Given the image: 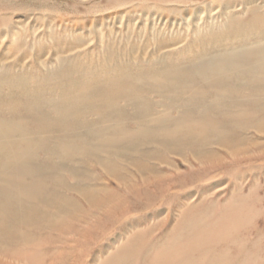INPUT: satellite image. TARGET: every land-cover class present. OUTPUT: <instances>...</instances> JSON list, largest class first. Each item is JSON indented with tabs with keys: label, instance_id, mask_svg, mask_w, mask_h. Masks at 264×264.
I'll return each instance as SVG.
<instances>
[{
	"label": "bare ground",
	"instance_id": "1",
	"mask_svg": "<svg viewBox=\"0 0 264 264\" xmlns=\"http://www.w3.org/2000/svg\"><path fill=\"white\" fill-rule=\"evenodd\" d=\"M245 14L229 10L225 24L209 33V39L232 33L215 37L214 50L197 48L191 60L170 64L154 55L159 68L136 72L119 63L106 68L117 72L106 78L73 76L72 59L59 58L58 69L40 75L25 73L23 63L10 74L1 60L0 254L6 259L0 262L25 261L11 250L32 247L64 218L123 213L125 201L150 187L201 171L195 163L211 172L264 158V26L258 24L264 9ZM35 76L51 83L11 100ZM48 87L61 92L47 96ZM170 156L189 170L162 173L158 164L173 165Z\"/></svg>",
	"mask_w": 264,
	"mask_h": 264
},
{
	"label": "rangeland",
	"instance_id": "2",
	"mask_svg": "<svg viewBox=\"0 0 264 264\" xmlns=\"http://www.w3.org/2000/svg\"><path fill=\"white\" fill-rule=\"evenodd\" d=\"M245 8L264 9V0H0V63L13 68L10 74L21 63L25 73L43 74L58 69L59 58L72 59L73 76L86 81L115 76L105 71L119 63L134 72L138 66L159 68L154 55L170 64L191 60L202 48L214 50L215 37L222 41L232 33L222 30L211 39L209 33L225 24L229 10L246 19ZM40 77L30 78L11 100L51 83ZM169 159L173 165L155 162L162 173L189 170L179 156ZM193 168L201 171L125 201L122 215L64 218L60 230L39 233L32 247L11 250L27 260L8 263L264 264V158L211 172L196 163Z\"/></svg>",
	"mask_w": 264,
	"mask_h": 264
}]
</instances>
